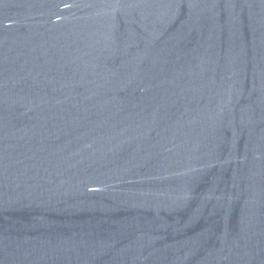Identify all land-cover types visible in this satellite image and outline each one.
<instances>
[{"label":"water","instance_id":"water-1","mask_svg":"<svg viewBox=\"0 0 264 264\" xmlns=\"http://www.w3.org/2000/svg\"><path fill=\"white\" fill-rule=\"evenodd\" d=\"M0 264H264V0H0Z\"/></svg>","mask_w":264,"mask_h":264}]
</instances>
